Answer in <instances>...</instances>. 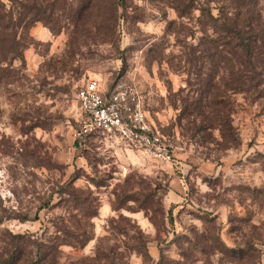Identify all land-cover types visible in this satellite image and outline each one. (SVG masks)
Here are the masks:
<instances>
[{"label": "rangeland", "instance_id": "1", "mask_svg": "<svg viewBox=\"0 0 264 264\" xmlns=\"http://www.w3.org/2000/svg\"><path fill=\"white\" fill-rule=\"evenodd\" d=\"M176 1L193 7L178 16ZM87 2L42 0L48 20L29 29L32 40L17 78L0 85V214L32 212L45 200L54 204L37 220L4 219L0 227L35 235L49 227L44 234L50 236L60 216L77 225L80 212L65 205L70 198L58 188L70 182L96 211L93 238L82 248L62 245L59 264H80L102 235L118 244L120 236L109 234L111 218L136 224L154 253L145 262L127 254L128 264H155L160 250L168 264L183 258L181 252L186 264H264V103L236 96L229 111L199 107L208 94L207 65L185 60L190 46L210 31L199 7L213 2ZM88 79L108 91L134 84L166 152L100 135L79 144L74 131L84 116L74 91ZM117 203L123 206L112 209ZM216 236L227 248L245 249L246 257L236 262L228 252H214Z\"/></svg>", "mask_w": 264, "mask_h": 264}, {"label": "trees", "instance_id": "2", "mask_svg": "<svg viewBox=\"0 0 264 264\" xmlns=\"http://www.w3.org/2000/svg\"><path fill=\"white\" fill-rule=\"evenodd\" d=\"M121 1L116 0V3ZM211 1L213 6H209L207 2L205 6L199 7L210 31L203 32L196 45L190 46L188 57L185 59L203 67L207 65L203 81L207 86L205 93L208 94L199 107L229 111V105L235 103L236 96L245 101L262 100L264 103V0ZM94 2L98 3V0H88L87 4ZM113 3L115 5L114 1ZM52 4L53 1L50 5ZM192 4L176 1L173 7L178 16H183L188 12V6L193 7ZM212 9L217 10L215 14ZM49 11L50 17L53 10ZM45 13L42 0H0V85L3 87L17 78L24 63L23 51L32 40L29 29L36 22L47 21ZM215 74L217 81L212 84ZM88 181L95 186L103 185L91 178H88ZM70 186V182H64L58 188L70 198V204L65 205L71 207L74 204L83 221L79 220L77 225L71 226L66 222V218L60 216L59 220L51 223L53 232L50 236L44 234L49 227H44L41 235L12 232L7 227H0V264H59L62 245L82 248L93 238L90 219L96 215V211L91 209V199L78 195ZM121 199L129 198L122 196ZM53 205L45 200L32 212L0 214V225L4 219L37 220L42 208H53ZM122 206L117 203L112 205V209L116 210ZM171 209L172 206L167 210L169 223L173 222ZM65 212H70L69 208H66ZM128 222V225H121L111 218L109 234L112 235L113 232L119 235V243H111L108 235L100 236L93 253L82 257L80 264H128L123 258L132 253L141 256L143 262L150 261L149 240L136 224L130 220ZM153 223L155 226L163 224L164 218L159 222L153 220ZM130 230L133 234H129ZM113 238L114 236L111 239ZM212 242L214 252H228L236 262L246 257L245 249L227 248L218 236L212 237ZM195 244L198 245L197 242ZM180 254L183 258L171 260V264H186L185 253ZM168 263L170 260L160 250L159 259L155 264Z\"/></svg>", "mask_w": 264, "mask_h": 264}, {"label": "built area", "instance_id": "3", "mask_svg": "<svg viewBox=\"0 0 264 264\" xmlns=\"http://www.w3.org/2000/svg\"><path fill=\"white\" fill-rule=\"evenodd\" d=\"M83 113V124L74 131L78 143L90 136L116 138L134 149L167 150L148 125L140 94L134 84H117L108 91L94 79L74 91Z\"/></svg>", "mask_w": 264, "mask_h": 264}, {"label": "crops", "instance_id": "4", "mask_svg": "<svg viewBox=\"0 0 264 264\" xmlns=\"http://www.w3.org/2000/svg\"><path fill=\"white\" fill-rule=\"evenodd\" d=\"M149 254L152 257L154 255V253H152V251L149 250Z\"/></svg>", "mask_w": 264, "mask_h": 264}]
</instances>
